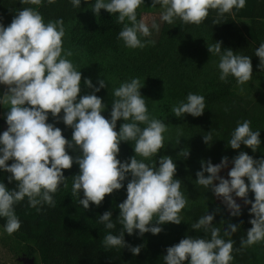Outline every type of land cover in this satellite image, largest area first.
<instances>
[{"label": "clouds", "instance_id": "9594fccd", "mask_svg": "<svg viewBox=\"0 0 264 264\" xmlns=\"http://www.w3.org/2000/svg\"><path fill=\"white\" fill-rule=\"evenodd\" d=\"M41 2L20 0L23 5L39 6ZM71 3L74 7L81 6V0H71ZM142 4L144 0H96L92 11L97 16L101 9L118 13L116 23L123 25L118 39L128 48H144L155 41L142 39L152 34L145 18L137 19V10ZM157 5L163 9L160 19L168 24L179 19L184 24L199 25L212 11L217 16L213 23L219 24L225 14L243 9L246 0H152V7ZM151 28L160 30L154 20ZM65 34L62 18L46 23L43 15L32 7L17 10L7 27L0 20V85L6 86L0 95V105L9 109L5 113L8 128L0 134V169L11 173L9 183L16 182L11 190L0 182V217L6 218L4 230L12 235L21 228L14 206L25 197L37 211L44 204L54 206L53 194L61 185L68 187L64 170L71 169L75 163L80 171L72 177L71 192L72 196L79 197L85 209L91 204L99 207L106 196L124 188L128 180L127 198L117 205L120 211L116 220L122 229L118 235L107 234L103 244L107 248L127 247L138 256L142 246L127 244L125 233L132 235L139 230L140 236L149 232L158 235L163 231L158 225H179L180 213L188 205L181 190L182 181L175 178L177 165L171 156L160 157L159 166L144 162L164 147L168 126L149 115L140 91L144 85L138 77L114 90L116 99L112 103L111 119L105 118L102 112L107 106L95 94L106 88L105 81L100 79L96 87L90 78L84 79V84L93 92L80 95L82 72L68 59L72 51L63 48ZM208 51L220 57V80L227 81L231 75L243 85L252 79L251 57L232 49L222 51V41L208 44ZM255 55L260 59L259 68L264 71V43L255 50ZM205 108L204 96L189 93L187 101L174 105L171 111L178 118L185 114L200 117ZM49 114L56 123L62 120L73 129L71 140L65 138L56 123L48 122ZM121 119L125 122L117 131V121ZM212 139V131L203 136L206 144ZM121 142H134L135 155L124 162L118 159ZM228 144L237 150L243 144L256 152L261 144L260 131H253L251 121L245 120L235 128ZM68 149L79 154L74 157ZM179 155L188 157L190 153L181 151ZM231 163L228 179L220 175L228 167L227 156L219 164L201 161L202 170L197 171L195 182L222 198L234 217L242 212L236 197L251 205L252 227L246 238L241 237V247L234 249V240L222 239L221 229L213 226L215 215L207 213L191 228H203L211 233V239L191 236L181 239L167 248L163 256L165 264H231L234 251L264 242V158L255 159L240 151ZM250 191L255 194L254 202L248 199ZM112 218L113 213L108 210L98 216V221L111 230L116 227ZM237 231L238 225L229 223L225 235Z\"/></svg>", "mask_w": 264, "mask_h": 264}, {"label": "rangeland", "instance_id": "374dc122", "mask_svg": "<svg viewBox=\"0 0 264 264\" xmlns=\"http://www.w3.org/2000/svg\"><path fill=\"white\" fill-rule=\"evenodd\" d=\"M95 2L96 0H88L78 17L64 21L66 34L63 38V48L65 51H72L73 55L68 59L82 72L81 96L93 92V89L84 84V79L90 78L96 87H99L100 79L105 81L106 88L95 93L107 106L102 112L105 118L111 119L112 103L116 99L114 90L122 83L138 77L144 85L140 91L146 100L149 115L167 124L164 147L144 162L159 166L160 157L171 156L177 165L175 178L182 181L181 190L188 199V205L180 213L182 222L179 225H158L163 229L158 235L149 232L140 236L139 230L132 235L140 239L169 243L180 235L188 221L187 212L195 204L206 205L215 213L231 214L222 198L216 197L210 188L196 184V173L202 170L201 161L211 160L213 164H219L222 158L227 156L228 167L222 169L220 175L230 179L228 172L233 167L231 161L240 151L247 152L255 159L264 158V73L253 69L252 79L243 85L238 84L231 75L227 81L220 80V57L208 51V44L214 43L210 40L207 28L192 26L182 34L175 35L181 25L180 20H175L173 24L162 21L160 14L163 9L160 5L153 8L152 0H144V4L137 10V19L145 18L152 34L142 39L155 41L154 44L149 43L144 48L132 49L126 47L122 41L117 51L104 50L92 56L70 41L69 30L75 23L86 24L97 18L92 11ZM256 5V0H246V6L243 9H233L232 14L244 24H249L252 19H259L264 27V17L259 12L253 15ZM16 11L0 10V20L5 27L11 23ZM153 20L159 24V32L151 28ZM49 21L53 20L45 19L46 23ZM224 49L222 46V51ZM5 90L6 86L0 85V95ZM210 92L216 93L218 97L215 102L206 106L202 116L185 114L178 118L172 113V107L181 101L186 102L189 93L205 96ZM8 110L0 105V134L8 128L5 118ZM245 120L251 121L253 131H260L261 144L256 152L243 144L238 150L232 149L228 144L235 128ZM48 122L56 123L51 114ZM124 122L122 119L117 121V127ZM56 126L62 129L66 125L61 120ZM210 131L213 139L210 144H206L203 136ZM180 132L182 135L178 134ZM132 145L134 149V142ZM181 151L189 152L190 155H179ZM68 152L74 157L79 154L72 149H68ZM137 158L143 159L139 156ZM118 159L121 162L127 160V155L121 147ZM73 166L79 168L78 164L74 163ZM245 181L248 183L247 178ZM127 183L128 180L124 182V188L113 193L120 202L127 198ZM249 195L255 194L250 191ZM236 200L243 208L244 200L239 197H236ZM244 249L247 264H264V242ZM34 258L23 253L19 243L0 227V264H28V261L36 264L38 261ZM69 264L83 263L71 260ZM231 264H234V261Z\"/></svg>", "mask_w": 264, "mask_h": 264}, {"label": "trees", "instance_id": "16d2710c", "mask_svg": "<svg viewBox=\"0 0 264 264\" xmlns=\"http://www.w3.org/2000/svg\"><path fill=\"white\" fill-rule=\"evenodd\" d=\"M254 14L258 12L264 17V0H256ZM85 6V0H81L80 7H74L71 0H55V3H48L42 0L41 5H23L20 0H0V10H22L25 7H32L38 10L47 20L67 21L78 17ZM117 14H111L107 10L101 9L96 19L88 21L86 24L75 23L69 30L70 41L88 54L95 56L101 51H117L122 44L118 35L123 25L116 23ZM216 12H210L208 18L199 25L184 24L175 31V35L182 34L192 26H204L210 34L212 43L222 41L225 49H232L237 54L251 57L253 69L264 73L259 68L260 59L255 55V50L264 43V27L259 19L250 20L249 24H244L237 20L232 12L225 14L221 18V23L214 24ZM205 104L209 106L217 99L218 95L210 92L205 96ZM120 127L116 130L119 131ZM66 139L71 140L73 129L65 126L62 128ZM120 147L127 155V160L134 156L132 142H121ZM138 159V158H137ZM9 164L12 161L8 162ZM149 164V163H148ZM151 165V164H150ZM80 169L73 166L64 170V175L68 178V187L61 185L53 194L54 206L44 204L41 211L30 207L27 197L17 205L15 212L22 222L21 228L12 236L20 246L23 253L35 257L36 264H69L71 260H77L83 264H165L163 256L167 254V248L178 244L181 239L191 236L193 238L211 239V233L203 228L195 230L191 225L205 214H214L213 226L219 227L220 237L224 240H234V249L240 248L241 237L246 238L247 231L252 227L249 222L254 216L250 215V204H245L241 208L239 216L231 214L215 213L210 207L203 204H195L187 212V223L183 226L180 235L169 243H161L152 240L136 238L125 233V241L132 246H142L140 254L133 253L126 248H107L103 244L104 237L110 232L118 235L122 225L117 222L121 203L116 195L106 196L102 204L97 207L91 204L89 209H85L79 203V197L72 196V177L79 174ZM11 173L0 169V182L6 184L9 190L16 187V182H8ZM83 192H81V199ZM248 199L253 202L255 195H249ZM111 210L113 222L116 223L114 229H107L103 223L98 221V216L105 211ZM223 221V222H222ZM237 224L238 231L232 235H225L228 224ZM6 218L0 217V227L4 230ZM5 231V230H4ZM234 264H247V254L245 249L234 251Z\"/></svg>", "mask_w": 264, "mask_h": 264}, {"label": "water", "instance_id": "95a60500", "mask_svg": "<svg viewBox=\"0 0 264 264\" xmlns=\"http://www.w3.org/2000/svg\"><path fill=\"white\" fill-rule=\"evenodd\" d=\"M28 264H32V261H28Z\"/></svg>", "mask_w": 264, "mask_h": 264}]
</instances>
